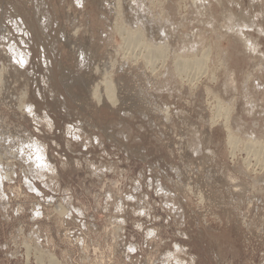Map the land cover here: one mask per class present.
I'll list each match as a JSON object with an SVG mask.
<instances>
[{"label": "rangeland", "instance_id": "rangeland-1", "mask_svg": "<svg viewBox=\"0 0 264 264\" xmlns=\"http://www.w3.org/2000/svg\"><path fill=\"white\" fill-rule=\"evenodd\" d=\"M41 262L264 264V0H0V264Z\"/></svg>", "mask_w": 264, "mask_h": 264}, {"label": "bare ground", "instance_id": "bare-ground-1", "mask_svg": "<svg viewBox=\"0 0 264 264\" xmlns=\"http://www.w3.org/2000/svg\"><path fill=\"white\" fill-rule=\"evenodd\" d=\"M129 38H131L130 37V35H129ZM131 39H134V36H133V38H131ZM185 60V63H184V65H185V67H187V66H190L195 60H200V59H198V58H196L195 59V57H194V59L193 58H187V59H184ZM110 83L111 82H107V84H106V86L107 87H109V91L110 92H112V95H113V90H112V86H110ZM229 140H230V143L231 144H233V143H235L236 141H237V138L236 137H233L231 134H230V136H229ZM261 145V144H260ZM32 146V145H31ZM258 147H260V146H258ZM37 148V147H36ZM262 148V147H261ZM38 150V149H37ZM257 150V149H256ZM38 151H40V150H38ZM233 151V150H232ZM32 152V151H31ZM44 160V159H43ZM12 173V172H11ZM9 177V176H8ZM4 179V178H3ZM2 179V180H3ZM53 258V257H52ZM29 259V258H28ZM55 259V258H54ZM57 259V258H56ZM40 260V259H39ZM42 260V259H41ZM43 261V260H42ZM44 263V262H43ZM41 264H42V262H41Z\"/></svg>", "mask_w": 264, "mask_h": 264}, {"label": "snow or ice", "instance_id": "snow-or-ice-1", "mask_svg": "<svg viewBox=\"0 0 264 264\" xmlns=\"http://www.w3.org/2000/svg\"><path fill=\"white\" fill-rule=\"evenodd\" d=\"M21 63H23V61H21Z\"/></svg>", "mask_w": 264, "mask_h": 264}]
</instances>
